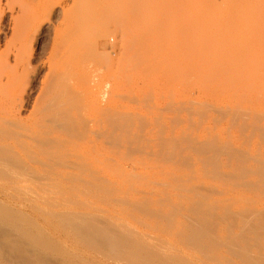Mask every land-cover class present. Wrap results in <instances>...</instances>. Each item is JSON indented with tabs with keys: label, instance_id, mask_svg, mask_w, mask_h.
<instances>
[{
	"label": "rangeland",
	"instance_id": "rangeland-1",
	"mask_svg": "<svg viewBox=\"0 0 264 264\" xmlns=\"http://www.w3.org/2000/svg\"><path fill=\"white\" fill-rule=\"evenodd\" d=\"M28 1L27 10L34 17L27 29V50L33 46L30 66L34 74H29L28 100L22 115L31 110L40 87L38 81L51 62L61 89L83 96L87 110L104 106L115 94L121 142L116 172L105 169L103 175L109 181L106 189L116 193L114 190V196L107 198L108 205L101 196L105 194L102 188L94 192L95 196L89 195L93 193L90 190L85 196V190L72 187L73 191L68 188L67 203L59 186L23 183L14 186L16 189L8 188L10 192L0 187L2 210H16L26 216L25 220L29 216L24 222L20 218L21 222L34 223L35 229L52 234L48 236L56 240L52 238L54 243L68 254L81 256L78 258L83 264L121 263L96 256L61 230L56 220L49 221L46 214L53 202L60 205L52 211L109 215L108 219L126 222L133 231H143L151 242L153 237L160 238L154 241H162V245L164 241L174 242L176 235L173 239L172 234L177 231L172 230L176 225L159 223L156 217L133 209L131 212L119 201L121 195L127 201L146 198L151 206L168 208L172 202L187 204L197 192L206 194L204 205L225 203L238 217L244 210L264 212V12H259L264 0H219L222 6L230 3L226 9L231 12H226L231 14L227 16L219 4L218 9L225 10L216 12L213 7V18L208 9L197 11V0H135L137 4L147 3L141 16H136L134 0ZM203 1L206 4L209 0ZM239 1L249 5L244 18L236 9ZM254 11L260 15V23L249 22ZM10 12L5 10L0 19V50L11 37ZM212 19H218L217 24ZM78 199L83 206L78 205ZM129 211L130 215L124 213ZM159 225H164L163 229ZM18 239L14 237L13 242L20 248ZM177 245L185 253L194 249ZM77 257L70 258L81 262Z\"/></svg>",
	"mask_w": 264,
	"mask_h": 264
},
{
	"label": "bare ground",
	"instance_id": "bare-ground-1",
	"mask_svg": "<svg viewBox=\"0 0 264 264\" xmlns=\"http://www.w3.org/2000/svg\"><path fill=\"white\" fill-rule=\"evenodd\" d=\"M202 1L197 0V3H200L196 5L197 11L200 12L201 9L206 11L208 9L212 14H210L211 18H213L215 11L213 7H216V12H219L220 10H225L227 8L226 5H230V3L225 4L223 2L222 6L221 0H214L215 2L212 0V3L207 8L205 5H208L211 0L206 1V4L204 3L205 1ZM217 1L225 9L219 7V10ZM245 1L244 3H246ZM137 3L135 1L134 5L137 9L136 16H141L147 8L144 4L147 5V3ZM238 3L240 5L236 9L244 18L249 5L246 6L243 2L242 5L240 1ZM29 7L28 0H0V19L5 10H11L10 17L12 18L11 37L6 40L5 48L0 50V187L3 189L7 188L5 191H9L8 188L20 186L23 183H33V185H42L44 187L45 185H49V187L50 185L59 186L62 188L60 192L63 195L61 194V196L64 201L67 200V203L68 188H81L87 191L86 194L85 191L83 192L85 196L90 191L93 193L89 195H94V192L100 191L102 188L101 193L104 192L105 194L101 196L106 198V200L101 198L107 201V198L114 196L113 191L115 189L113 191L111 190L112 188L110 190L106 189L107 187L105 186L109 181L107 182L103 174L105 169H110L113 172L117 168L119 141L121 142L118 132L120 123L115 94L111 93L110 99H107L109 101H106L107 103L105 102L104 106L87 110L83 96L78 93L66 92L65 88L64 90L61 89L62 84L58 82L55 66L51 62L48 64V70L43 78L38 81L40 82V87L36 97L33 99L31 110L26 116L22 115L28 100V97L26 98V85H29V74H34V68L30 66L33 46H30V49L27 50L29 41L27 29L34 17L29 14L27 10ZM13 11L15 13L12 14ZM260 11L264 12V7L259 8ZM227 12L231 11L228 10ZM227 12L225 13L227 16L231 14ZM215 14L217 15V13ZM210 15L208 14V16ZM259 16L256 12L251 16L249 22L253 24L260 23ZM215 20L212 19L214 23L218 22V19L216 22ZM209 23L214 24L213 22ZM0 33H3L1 28ZM94 189L95 191H92ZM32 190L30 189V192ZM45 191L43 190V192ZM199 194L196 192L195 198H192L190 202L182 206L176 205L177 203L175 204L174 202L169 206L165 204L164 206L168 208L158 207L157 205L151 206L149 205L151 204L149 200H147L149 204L145 201L146 198L144 200L140 199L141 202L133 199L127 201L121 195L119 201L128 205L126 208H129L131 212L133 209L134 212L146 214L147 217L148 215L152 216L151 218L156 217L159 223L162 220L166 225L168 223L169 225H176V228L172 230L175 231L174 229H176L177 231V234L175 232L172 234V237L174 234L176 235L174 236L175 239L173 237L174 242H171V240L169 242L164 241L165 244L163 242V245L162 241L155 243L154 239L157 240V237L151 239L154 241L153 243V241H149V238L147 240L143 236L145 235L142 234L143 231L141 233L133 231L131 227L128 228L129 226L125 224L126 222L117 223L115 219V222L112 219H108L109 215L105 217L106 215L91 214L82 210L80 212H77L79 211L77 210L75 213L54 209L52 211L53 207L60 205L58 204L59 201L56 205H53V202L52 207L50 206L51 204L47 205L50 206L48 210L51 211L46 210L45 212L48 211L46 216L49 221L51 219L56 220L61 230L67 234L69 233L71 237L79 240L96 256L104 258L108 262H119L121 264H264V212H261L260 209V212L257 210H244V212H239L238 217L235 210L233 212L230 211L231 209L225 203L213 201V204L207 203V205H204L203 198L206 197V194H203V196ZM96 197L93 199H96ZM97 198L101 200L99 197ZM109 200L112 201L114 198ZM117 201L115 202L117 203ZM77 202L79 203H77L78 205L83 206L81 204L83 201L80 203L78 199ZM86 203L84 205L88 208ZM108 203L110 205V202ZM65 205V207L62 206L64 209L67 207L66 203ZM0 206L2 205L0 204ZM85 207L81 208L85 210ZM239 208L241 207L239 206ZM239 208L237 209L238 211ZM14 212L16 210L12 213V211L8 209L2 210L0 207V264H81L82 260L78 258L81 256L77 257V255L74 256L72 254L73 252H69L70 256L67 249V251L64 250L59 244L54 243L55 239L53 237L54 240L48 236L52 234L47 233L45 235L43 231L35 229L34 219L31 218L34 220L32 221V226L31 222L28 224V221L27 223H22L21 221L23 220L24 222L26 216L24 215L25 217L23 218L17 214L18 212H16L17 215ZM70 212L74 211L70 210ZM124 213L129 214L130 211ZM42 216L43 214H41V218ZM138 216L134 215L133 218ZM20 218L23 219L21 220ZM140 220H137L138 223ZM174 225L173 227H175ZM159 226L163 229L164 225ZM41 229L43 228L41 227ZM14 237L19 238L20 248L17 247V243L13 242ZM177 244L185 245L186 248L192 246L191 248L194 249L191 250H194V252H191V250L187 252V250V253H185L179 249ZM182 252L183 254H181ZM70 257H77L79 259L78 262H81L75 263Z\"/></svg>",
	"mask_w": 264,
	"mask_h": 264
}]
</instances>
